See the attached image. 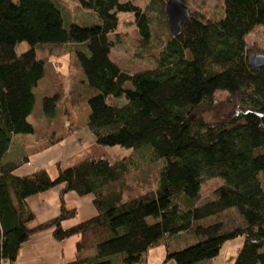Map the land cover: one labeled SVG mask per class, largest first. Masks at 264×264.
I'll return each instance as SVG.
<instances>
[{
    "label": "trees",
    "instance_id": "trees-1",
    "mask_svg": "<svg viewBox=\"0 0 264 264\" xmlns=\"http://www.w3.org/2000/svg\"><path fill=\"white\" fill-rule=\"evenodd\" d=\"M76 1L97 25L65 30L49 0H0V264H13L20 246L46 229L57 242L78 237L70 264H144L146 252L158 246L174 264H201L236 238L242 244L232 264H264V189L258 180L264 152L256 153L264 149V68L248 65L244 40L264 26V0H222L217 21L189 14L177 36L166 34L155 66L133 73L110 60L106 37L117 28L116 15L128 13L146 42L150 6L141 11L122 0ZM165 1L159 0V13L168 32ZM21 42L28 48L16 54ZM68 45L79 77L67 92L77 85L93 92L86 100V129L95 145L127 153L113 162L89 158L64 170L55 166L53 178L45 171L14 176L16 166L4 161L12 138L49 142L64 123L58 108L65 76L35 49ZM41 79L50 87L36 95ZM216 92L239 97L240 111L208 124L193 113L211 106ZM37 102L41 115L34 114ZM36 115L44 131L30 121ZM151 166L156 168L149 174L130 179ZM213 179L220 184L212 200L198 204L202 183ZM55 186H61L57 216L27 228L32 215L25 199ZM67 193L92 196L94 215L64 226L76 216L64 207ZM230 209L242 227L195 225ZM181 233L195 242L169 247L167 239Z\"/></svg>",
    "mask_w": 264,
    "mask_h": 264
},
{
    "label": "rangeland",
    "instance_id": "rangeland-1",
    "mask_svg": "<svg viewBox=\"0 0 264 264\" xmlns=\"http://www.w3.org/2000/svg\"><path fill=\"white\" fill-rule=\"evenodd\" d=\"M49 1L59 10L62 27L65 30H67L70 25L91 27L93 25H97L98 23L96 16L91 11L81 8L76 0ZM12 2L16 3L17 0H12ZM121 2H128L139 8L141 11L145 10L147 6H150L148 9L149 18L151 19L150 36L148 40L144 42L140 38L134 25L133 16L128 13L117 14V28L114 33H111L106 37L107 42L110 45L109 58L125 73H133L137 70L153 68L155 66L156 56L162 49L163 43L166 41V34L168 33L164 29L163 18L159 13L161 7L159 0H122ZM181 2L188 9L190 15H195L203 18L204 20L210 21H217L222 17V0H181ZM244 40L248 56L252 54H262L264 50V26L254 28L248 35L245 36ZM27 48V44L21 42L15 46V52L16 54H20ZM72 48V46L68 45L38 46L35 49L36 56L44 59L46 66L53 65L54 70L61 71L65 76L63 81L60 83L64 99L63 102L59 104L58 112L63 114L64 123L61 128L64 127L66 129V127H68L69 132H73L75 128L82 126L86 122L88 114L86 100L93 94L91 90L82 85H77L70 93L67 92L69 89L74 87L71 83H74L79 77L76 72L77 70L74 69L75 63L73 62V59L69 57L72 55ZM68 67L69 70L67 69ZM74 77L76 79L72 80ZM47 82L48 81L44 79V86L41 88L43 90H37V95H40L49 89L47 88L45 90L46 87L50 86L49 82ZM240 105L241 103L239 97H230L224 92H216L212 105L197 109L193 115L201 118L205 123L213 124L234 116L240 111ZM38 106L39 103L37 102L34 114L39 112L38 114L41 115ZM30 121H32L35 126L38 125L36 127H39L41 131H44L42 128V119L38 115L30 119ZM65 123H67V125ZM66 130L62 131L65 132ZM78 131L80 136L84 135L81 131L89 134L86 127L80 128ZM27 137L29 138V136L19 138L18 141L23 145H26L29 142H37V140L34 141V139H27ZM77 138L78 137H75V139ZM41 141L47 140L43 139ZM106 150H109L106 154L110 161H115L127 153L125 150L118 148ZM263 152L264 149L256 151V153ZM48 168L46 172H50V175L52 176V174H54L53 167L50 166V168ZM155 168L156 166H151L140 169V171L134 172L133 175L130 176V179L134 180L136 177L140 178L143 175H147ZM258 180L262 189H264V175L259 174ZM219 184L220 182L217 179L204 181L200 188L198 204L212 200V191L219 186ZM91 209L94 211L91 204L79 207L77 209L76 218L74 220L67 221L64 226L88 219L91 217L89 214ZM213 223H220L225 231L240 228L244 225L242 219L232 209L224 211L215 217H210L201 222H197L195 225L207 226ZM166 242L172 249H181L187 245L193 244L195 241L192 236L181 233L169 237ZM241 244L242 238L227 241L222 244L218 254L214 258L204 261L201 264H232L235 258L236 250L241 246ZM144 258V264H174L172 260H165V251L162 246L149 249Z\"/></svg>",
    "mask_w": 264,
    "mask_h": 264
},
{
    "label": "crops",
    "instance_id": "crops-1",
    "mask_svg": "<svg viewBox=\"0 0 264 264\" xmlns=\"http://www.w3.org/2000/svg\"><path fill=\"white\" fill-rule=\"evenodd\" d=\"M43 84L44 79H41L32 92L37 95V90H43L41 89L44 86ZM49 87H46L45 90ZM65 124L67 125V123ZM84 127H86V122L75 128L73 132H69L68 127H66L67 130L63 127L54 133L53 139L49 142L40 140L23 145L18 141L19 138L23 137H13L4 161L7 164L16 166L12 171V175L17 177L40 171L46 172L47 168L52 166L54 174L51 176L50 172L47 173L50 178H53L56 174L55 166L64 170L89 158H101L113 162L108 159L106 154L109 150L95 145L92 136H89L90 133L86 134V132L81 131L84 135H79L78 129ZM62 130L66 131L63 132ZM75 137L78 138L75 139ZM27 139L31 138L27 137ZM60 188L61 186H55L25 199L26 208L32 215V220L27 224V228H33L57 216L59 209L58 191ZM74 196L77 197L73 193H67L63 196V201L65 209H75L77 216V209L91 204L92 196L86 195L78 198ZM89 214L92 216L94 211L91 209ZM51 232L52 229H46L32 234L18 249L13 264H70L74 259L75 244L78 237H71L57 242L52 238Z\"/></svg>",
    "mask_w": 264,
    "mask_h": 264
},
{
    "label": "water",
    "instance_id": "water-1",
    "mask_svg": "<svg viewBox=\"0 0 264 264\" xmlns=\"http://www.w3.org/2000/svg\"><path fill=\"white\" fill-rule=\"evenodd\" d=\"M168 34L177 36L180 33L181 26L187 23L189 12L181 0H166L163 7ZM248 65L250 67L264 68V55L252 54L248 56Z\"/></svg>",
    "mask_w": 264,
    "mask_h": 264
}]
</instances>
